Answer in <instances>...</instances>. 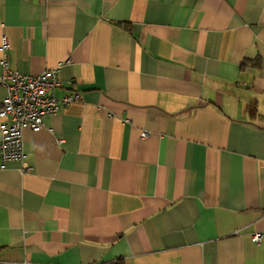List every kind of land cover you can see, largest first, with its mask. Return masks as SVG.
Returning <instances> with one entry per match:
<instances>
[{"label": "crops", "instance_id": "0c3cea01", "mask_svg": "<svg viewBox=\"0 0 264 264\" xmlns=\"http://www.w3.org/2000/svg\"><path fill=\"white\" fill-rule=\"evenodd\" d=\"M3 35L81 98L0 168V264H264V0H0Z\"/></svg>", "mask_w": 264, "mask_h": 264}, {"label": "built area", "instance_id": "2783aa9c", "mask_svg": "<svg viewBox=\"0 0 264 264\" xmlns=\"http://www.w3.org/2000/svg\"><path fill=\"white\" fill-rule=\"evenodd\" d=\"M1 51L0 85L5 88L6 96L0 102V168L18 160L23 163L22 171H29L32 166L26 161L24 128L29 126L33 131H40L45 116L58 113L64 105L79 100L81 94L73 91L63 97L55 95V90L63 84L58 77V69L32 75L11 67L6 35L2 36ZM146 135L144 131L142 136ZM251 238L253 242L260 243L264 231L255 232ZM109 264H118V260Z\"/></svg>", "mask_w": 264, "mask_h": 264}, {"label": "trees", "instance_id": "16d2710c", "mask_svg": "<svg viewBox=\"0 0 264 264\" xmlns=\"http://www.w3.org/2000/svg\"><path fill=\"white\" fill-rule=\"evenodd\" d=\"M120 24H121L124 28H126L127 30L131 31V27H130L129 24H127V23H122V22H120ZM259 61H261L260 58H258V62H256V63L253 62V64H254V65H257V64L259 63ZM246 63H247V61L244 60L242 65H245ZM260 63H261V62H260ZM118 264H125V263H124V261L118 260Z\"/></svg>", "mask_w": 264, "mask_h": 264}]
</instances>
